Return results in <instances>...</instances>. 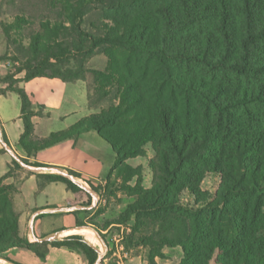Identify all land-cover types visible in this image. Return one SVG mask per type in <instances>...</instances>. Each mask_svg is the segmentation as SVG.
I'll return each mask as SVG.
<instances>
[{"label":"trees","instance_id":"obj_1","mask_svg":"<svg viewBox=\"0 0 264 264\" xmlns=\"http://www.w3.org/2000/svg\"><path fill=\"white\" fill-rule=\"evenodd\" d=\"M54 2L62 18L46 22L43 33L32 36L29 57L1 82L7 88L0 96L14 94L21 102L18 147L26 157L94 132L110 146L112 170L121 181L112 184L110 174L105 192L134 199L99 233L133 222L129 243L148 248V264L162 259L165 248L176 247L183 254L180 264H264V0ZM92 9L104 20L99 36L80 30ZM0 26L9 37L12 26ZM66 32H74L73 44L65 41ZM98 52L108 67L90 71L95 95L117 103L39 145L26 143L34 133L32 119L40 115L31 96L14 86L37 78L85 81L83 61ZM68 58H80L78 71L67 68ZM22 72L24 78L17 80ZM3 140L9 145L5 135ZM147 145L154 153L149 189L142 185V170L126 164L143 157ZM10 168L0 178V258L18 250L45 259L50 245L73 250L94 264L97 253L79 236L50 244H31L20 236L13 204L17 189L4 184ZM209 175L220 179L213 196L202 189ZM31 176L40 181L39 189L65 185L74 195L73 206H82L80 200L88 197L65 177ZM185 194L192 205L183 202Z\"/></svg>","mask_w":264,"mask_h":264},{"label":"rangeland","instance_id":"obj_2","mask_svg":"<svg viewBox=\"0 0 264 264\" xmlns=\"http://www.w3.org/2000/svg\"><path fill=\"white\" fill-rule=\"evenodd\" d=\"M16 18H21L24 22L16 23ZM61 18V8L55 4L54 0H0V22L12 26L9 37L5 35L0 26V90L7 88L1 83L2 80L8 74H13L16 69L21 68L29 57L28 50L32 36L42 34L43 25L46 22L53 23ZM102 23L104 20L101 12L92 9L80 23V30L90 36H99L101 34L99 28ZM64 39L67 43L73 44L76 41L74 32H66ZM65 61L68 65L67 68L73 71L79 70L80 58H68ZM83 64L84 69L88 71L85 81L60 85L59 88H51L40 82L32 83L27 89L23 84L20 86L21 83L14 86V88H22L27 94L31 90L33 93L35 92L34 97H37L36 101L34 99V110L40 117L36 122L32 138L25 141L26 143L39 145L51 134L68 131L81 119L99 114L107 110L112 103H117L112 101V97L98 100L94 91L93 77L90 71L104 72L108 67L106 56L98 52L91 59L83 61ZM62 70L64 71V69ZM24 76L25 74L22 72L16 79L22 80ZM62 86L63 90L60 89ZM89 97L93 99L92 103H89ZM40 101L47 104L45 107L42 106L43 109L39 108L43 105ZM20 112L21 102L17 95L1 96L0 119L5 126L10 127L11 131L13 130L14 135L22 127ZM0 138H3L1 133ZM0 149L4 151L1 144ZM12 149L17 154L19 153L18 156L24 155L20 147ZM4 154L9 157L11 166L8 176L4 179V184L12 185L17 189V194L13 198L17 214L31 211L34 207L51 206L52 203L62 201L63 196L55 187H50L43 192L39 189L40 181L38 179L23 178V175L31 176L32 173L21 166L13 165L12 158L6 152ZM36 158L42 161L54 160L69 165L80 173L79 182L91 190V193L86 192L88 197L80 200L79 204L82 206L79 207L81 208L74 211L75 213L68 212L67 214L75 217V225L77 223L85 224L84 230L94 233L99 238L100 244L94 246L95 250L92 249L95 252L98 250L103 255L101 264H125L133 258H135L134 264H148V248L135 247L129 243L133 222L124 226H111L102 233L98 232V228L102 230L106 223L117 221L125 213L127 207L134 202L133 198H128L121 192L114 191L110 194L105 192L110 174L112 175V184L118 185L121 182L116 176L117 172L112 170L115 157L105 141L96 133L91 132L80 139L69 140L38 152ZM153 159L152 147L147 145L143 157L126 162L131 168L142 170V185L145 189H149L152 184L153 175L149 163ZM5 167V159L0 156V178L4 174ZM219 183L218 177L209 175L206 177L202 189L213 196ZM134 185L135 180L130 183V186ZM183 202L193 204L188 194L183 196ZM29 222L31 227L33 223ZM53 239V237L49 238L50 241ZM82 240L84 242L83 238ZM31 244H35V240ZM162 252L163 258L156 260L158 264H180L182 261L183 254L179 247L165 248ZM77 254L82 258L79 253ZM85 264H87L86 261Z\"/></svg>","mask_w":264,"mask_h":264},{"label":"crops","instance_id":"obj_3","mask_svg":"<svg viewBox=\"0 0 264 264\" xmlns=\"http://www.w3.org/2000/svg\"><path fill=\"white\" fill-rule=\"evenodd\" d=\"M36 82H40L42 85H47V86H50L51 88L58 87L60 85L69 84V83H63L57 80L37 78L27 83H21L20 86L23 84L25 89H27L32 83H36ZM60 89L63 90L64 89L63 86L60 87ZM34 94L35 92L33 93L31 90H29L28 95L31 96L33 103H35L34 99L35 101L37 100L36 99L37 97L35 98ZM7 95H11V94H7ZM40 102L43 104L41 106L45 107L47 105L43 103L44 101H40ZM38 118L39 117L36 116V117H33L32 119L34 131H35L36 122ZM0 130H1V134L5 135L10 147L12 148L18 147L19 138L21 134L23 133V124H22V127L18 130V132L14 135L13 130L11 131L10 127L5 126L0 119ZM37 154L38 153L32 155L30 158H27L25 154L23 155L24 157L22 155H20L19 157L22 159L23 158L27 159L28 162H30L31 164L37 163V164H40L46 167L58 168L64 172L72 171L77 174H80L65 163H61V162L54 161V160H51V161L39 160L36 158ZM0 156H3L5 159L6 169L4 170V174H3V176H5L8 172V167L10 166V160L7 155L1 153V149H0ZM22 177L26 179L28 178L29 180L36 179L35 176H24L23 175ZM50 187L52 188L55 187V189L61 192L63 196L62 201L59 203H52L51 206L47 205L46 207H34L31 211H26L25 213L18 214L19 215L20 236L22 238L27 239L28 242L30 243H32L33 240H35V244H43V243L50 244L54 242H62L64 241V239L71 237V236H79L85 240L83 236L79 234H74V231L79 230V228H77L76 225L74 224L75 217L71 214H67L68 212L47 213V214L39 215L43 217H40V218L39 216L35 217V215L40 211H48L50 209H69V208L75 207L72 204L75 201L74 195L67 190L65 185L60 184V183H51V184L45 185L44 188L40 190L44 192ZM29 221L33 223L31 227L29 226L30 224ZM50 237H53L54 239L50 241L49 240ZM137 258H140V257H137ZM134 259L135 258L127 261L125 264H134ZM0 263L1 264H85V261L73 250H69L64 247H52L49 245L48 252H47L45 259L38 258L32 252L11 250L2 256V258L0 259ZM156 264H158L157 261H156Z\"/></svg>","mask_w":264,"mask_h":264},{"label":"water","instance_id":"obj_4","mask_svg":"<svg viewBox=\"0 0 264 264\" xmlns=\"http://www.w3.org/2000/svg\"><path fill=\"white\" fill-rule=\"evenodd\" d=\"M1 133V130H0ZM0 144L2 145L3 149L5 150V152L22 168H24L25 170H27L28 172L32 173V174H56L62 177L67 178L69 181H71L72 183H74L75 185H77L79 188L83 189L84 191L91 193V190L85 188L80 182L79 179L69 175L67 172H64L58 168L55 167H46V166H42V167H32L29 166L27 164H25V162H23L22 158H20L17 153L3 140V138H0ZM78 208H81L79 206L74 207V208H69V209H50L48 211H40L38 212L36 216L42 215V214H47V213H63V212H74L77 211ZM84 243H86L88 246H90L91 248H94L93 245H91L90 243H88L86 240H84ZM97 254H98V259L94 264H101V260L103 258V255L96 250ZM1 264V263H0Z\"/></svg>","mask_w":264,"mask_h":264},{"label":"bare ground","instance_id":"obj_5","mask_svg":"<svg viewBox=\"0 0 264 264\" xmlns=\"http://www.w3.org/2000/svg\"><path fill=\"white\" fill-rule=\"evenodd\" d=\"M85 228L74 231V234H79L85 238V240L93 246L100 244L99 238L92 232L84 230Z\"/></svg>","mask_w":264,"mask_h":264}]
</instances>
